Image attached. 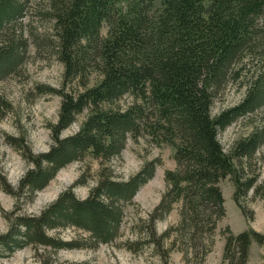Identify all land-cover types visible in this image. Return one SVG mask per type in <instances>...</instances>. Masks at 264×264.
I'll return each instance as SVG.
<instances>
[{
  "label": "trees",
  "instance_id": "trees-1",
  "mask_svg": "<svg viewBox=\"0 0 264 264\" xmlns=\"http://www.w3.org/2000/svg\"><path fill=\"white\" fill-rule=\"evenodd\" d=\"M38 13L51 25L50 45L63 67L61 88L51 90L61 102L50 126L52 144L30 156L16 197H32L61 167L87 154L105 168L87 197L67 188L39 215L17 216L0 236V248L76 247V239L61 241L46 232L66 225L86 231L92 246L111 241L121 203L152 177L159 160L145 162L125 180L107 165L128 138L143 133L155 145L171 147L175 160L164 172L166 188L151 216L161 218L180 203L173 230L187 246L185 254L212 238L225 215L219 182L229 177L241 208L255 183L242 160L264 134L254 131L225 149L218 131L264 108V0H0V77L22 62L28 47L22 21ZM231 82L245 88L242 99L213 115L215 98ZM82 114L77 131L62 136ZM226 232L227 264H246L252 241L264 242L253 229Z\"/></svg>",
  "mask_w": 264,
  "mask_h": 264
},
{
  "label": "rangeland",
  "instance_id": "rangeland-1",
  "mask_svg": "<svg viewBox=\"0 0 264 264\" xmlns=\"http://www.w3.org/2000/svg\"><path fill=\"white\" fill-rule=\"evenodd\" d=\"M50 23L40 13L25 16L28 47L22 62L0 77V236L6 234L17 216L39 215L59 193L70 188L80 199L102 174L99 159L87 154L61 167L48 184L33 193H19L18 182L31 167V155L46 152L52 144L51 124L58 118L63 67L50 45L53 40ZM106 26L101 33L105 34ZM96 74L91 75V81ZM244 87L231 82L211 106L213 115L234 106L244 95ZM84 114L63 129L62 136L78 129ZM258 131L264 134V108L246 113L218 131V139L227 149L234 142ZM159 160L154 173L138 188L131 200L122 202L121 220L115 236L108 242L92 246L88 233L73 225L48 228L49 236L61 241L76 239V247L53 248L47 245L23 244L9 250L0 248V264H227L223 260L226 229L237 234L253 229L264 235V137L257 150L242 160L246 172L255 177L253 187L240 199L233 198L234 185L229 177L219 186L224 197L225 215L217 222L212 238L203 244L189 246L177 236L180 203L161 218L151 213L166 188L164 172L175 167L173 149L157 146L143 133L136 140L128 138L119 155L107 166L118 180L139 171L145 162ZM104 174L108 170L103 171ZM174 239V240H173ZM246 264H264V242L252 241Z\"/></svg>",
  "mask_w": 264,
  "mask_h": 264
}]
</instances>
